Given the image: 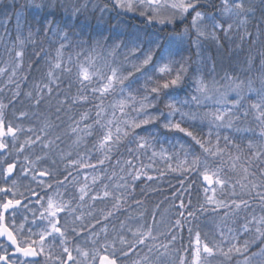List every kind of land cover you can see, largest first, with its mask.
Returning <instances> with one entry per match:
<instances>
[{
    "label": "snow or ice",
    "instance_id": "snow-or-ice-1",
    "mask_svg": "<svg viewBox=\"0 0 264 264\" xmlns=\"http://www.w3.org/2000/svg\"><path fill=\"white\" fill-rule=\"evenodd\" d=\"M0 264H264V0H0Z\"/></svg>",
    "mask_w": 264,
    "mask_h": 264
},
{
    "label": "rangeland",
    "instance_id": "rangeland-1",
    "mask_svg": "<svg viewBox=\"0 0 264 264\" xmlns=\"http://www.w3.org/2000/svg\"><path fill=\"white\" fill-rule=\"evenodd\" d=\"M225 56H227V53L225 54ZM204 131H205V133L207 132V127L205 126V128H204ZM187 139V138H186ZM222 143H223V141H221ZM69 143H70V141H69ZM245 144H246V141L244 142ZM149 161H147L146 159H145V163H148ZM157 163L159 164V161H157ZM90 171V170H89ZM149 171H151V170H149ZM168 180V177L165 179V183H166V186L165 187H163V184L161 185L162 186V188L163 189H165L166 191L167 190H169L168 189V182H166ZM177 187H179V185H177ZM197 192H196V186L195 185H193V190H192V193H191V197L192 198H196V199H198V195L196 194ZM158 198H160V199H162V197H158ZM196 203V202H195ZM207 215H211V214H207ZM121 219L123 218V217H120ZM149 219H150V217H149ZM205 226H206V228H212L213 227V225L211 224V222L210 221H205ZM187 235V233H185V236Z\"/></svg>",
    "mask_w": 264,
    "mask_h": 264
},
{
    "label": "trees",
    "instance_id": "trees-1",
    "mask_svg": "<svg viewBox=\"0 0 264 264\" xmlns=\"http://www.w3.org/2000/svg\"><path fill=\"white\" fill-rule=\"evenodd\" d=\"M226 54V53H225ZM73 91H75V89H73ZM92 138H90V140H91ZM167 146V145H166ZM121 153H123V155H125V156H127V152H126V150L125 149H121ZM169 181H170V183L172 184V185H175V186H177V185H179L178 184V181H177V179H175V178H173V175H169L168 176V180L166 181V182H168V189H169ZM164 184H163V187H165L166 186V183L165 182H163ZM196 194H198L199 192H200V190L196 187ZM192 201H193V203L195 204V202L197 201V199L196 198H192Z\"/></svg>",
    "mask_w": 264,
    "mask_h": 264
},
{
    "label": "flooded vegetation",
    "instance_id": "flooded-vegetation-1",
    "mask_svg": "<svg viewBox=\"0 0 264 264\" xmlns=\"http://www.w3.org/2000/svg\"><path fill=\"white\" fill-rule=\"evenodd\" d=\"M61 167H62V166H61ZM60 178H62V176H61ZM65 196H66V197H67V196L69 197V194H65Z\"/></svg>",
    "mask_w": 264,
    "mask_h": 264
}]
</instances>
